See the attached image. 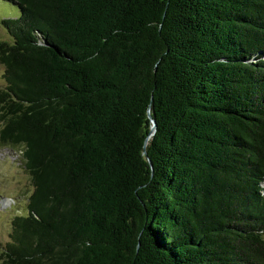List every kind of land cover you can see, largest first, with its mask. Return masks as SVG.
Returning <instances> with one entry per match:
<instances>
[{"label":"trees","instance_id":"obj_1","mask_svg":"<svg viewBox=\"0 0 264 264\" xmlns=\"http://www.w3.org/2000/svg\"><path fill=\"white\" fill-rule=\"evenodd\" d=\"M8 3L0 264H264V0Z\"/></svg>","mask_w":264,"mask_h":264},{"label":"rangeland","instance_id":"obj_2","mask_svg":"<svg viewBox=\"0 0 264 264\" xmlns=\"http://www.w3.org/2000/svg\"><path fill=\"white\" fill-rule=\"evenodd\" d=\"M0 0V21L19 17L16 6ZM0 41L11 42V37L0 24ZM4 67L0 65V87H4ZM264 197V183L261 185ZM33 191L30 176L25 170L18 148L0 142V252L10 242L11 222L27 213L28 198Z\"/></svg>","mask_w":264,"mask_h":264},{"label":"water","instance_id":"obj_3","mask_svg":"<svg viewBox=\"0 0 264 264\" xmlns=\"http://www.w3.org/2000/svg\"><path fill=\"white\" fill-rule=\"evenodd\" d=\"M151 123H152L151 130H150L149 136L147 137L146 141H148V138L150 136H153L156 131V123L153 119H151ZM149 165L152 166L150 161H149Z\"/></svg>","mask_w":264,"mask_h":264}]
</instances>
